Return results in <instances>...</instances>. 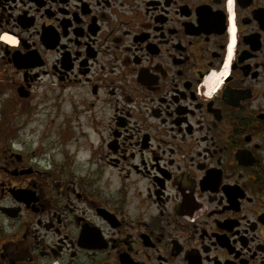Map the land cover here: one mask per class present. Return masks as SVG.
I'll list each match as a JSON object with an SVG mask.
<instances>
[{"label": "flooded vegetation", "instance_id": "af4514ba", "mask_svg": "<svg viewBox=\"0 0 264 264\" xmlns=\"http://www.w3.org/2000/svg\"><path fill=\"white\" fill-rule=\"evenodd\" d=\"M0 264H264V0H0Z\"/></svg>", "mask_w": 264, "mask_h": 264}]
</instances>
